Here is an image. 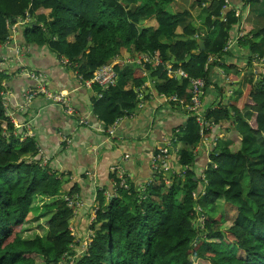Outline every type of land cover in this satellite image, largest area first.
<instances>
[{"label":"trees","instance_id":"trees-1","mask_svg":"<svg viewBox=\"0 0 264 264\" xmlns=\"http://www.w3.org/2000/svg\"><path fill=\"white\" fill-rule=\"evenodd\" d=\"M179 1L185 0H0V51L10 42L13 26L29 18L23 31L27 44L46 46L67 60L82 82L121 58L115 66L117 85L106 91L93 87L94 113L106 132L134 116L147 79L159 97L166 96L159 98L163 104L177 105L187 118L172 135L170 147L178 156L174 168L156 170L143 188L123 168L113 169L112 193L97 191L87 221L93 220L74 234L79 187L64 188L60 173L39 155L37 139L26 137L12 122L5 96L8 76L0 67V264H264V66L257 77L245 78L237 64L227 66L243 50L249 54L243 70L264 59V26L246 32L241 13L247 7L253 12L264 0H237L238 6L228 7L227 0H193L199 22L190 9L171 10ZM237 26L245 35L225 51L238 35ZM201 38L206 51L199 49ZM154 53L189 79L169 77L164 66H148L145 78L142 67L127 64L137 55ZM210 58L214 62L207 68ZM216 68L239 82L230 84L236 100L204 110L206 121L220 129L205 132L207 147L193 113L169 99L190 103V79H205L207 90ZM220 132L228 140L216 145ZM223 206L236 212L233 218L218 214ZM39 207L42 212L35 217L45 219L46 234L26 238L25 227ZM87 233L91 243L84 250Z\"/></svg>","mask_w":264,"mask_h":264},{"label":"crops","instance_id":"crops-1","mask_svg":"<svg viewBox=\"0 0 264 264\" xmlns=\"http://www.w3.org/2000/svg\"><path fill=\"white\" fill-rule=\"evenodd\" d=\"M229 1L232 6L239 5L237 0ZM263 7L264 2L255 7L253 12L250 8L242 11V15L247 17L245 23L248 26L255 29L264 26ZM25 25L13 26L10 42L0 51V67L8 76L5 82L8 113L18 130H25L26 137L37 139L39 155L42 154L43 159L60 173L66 181L64 188L71 190L75 186L79 187L77 199L81 206L72 224L74 234H79L89 226L88 213L96 204L97 191L105 188L107 196L112 193L110 175L113 169L123 168L130 181L143 188L154 176L152 155L162 148H169L172 154L176 151L170 147L172 135L179 133L180 126L186 124L187 118L177 105L163 104L157 97L154 82L147 79L139 92L143 91L145 95V90H148V97L144 98L141 106L139 103L132 118L120 121L115 136L111 138L106 133L104 123L94 113L93 98L97 97L96 89L86 87L77 72L65 63L67 60L58 59L48 47L28 45L23 35ZM238 26L234 34L238 32L237 34L244 35L243 26ZM248 55V51L243 50L234 59L227 61V66L237 64L241 67L240 78L252 75L257 77L254 67L252 71H248V66L243 70L248 64L245 61ZM113 62H121V58H116ZM255 67L258 71L261 68L260 65ZM31 72L41 74L44 85L51 92L68 93L75 115H67L65 108L52 104L42 94L28 102L26 94L36 86V82L30 77ZM214 72L216 74L212 75L211 85L206 90L203 101L205 111L221 102L236 100L237 97L227 79L218 70ZM219 87L223 88L222 93ZM219 130L218 127L215 133ZM220 137L223 142L228 140L225 132H220ZM177 146L181 148L182 144ZM205 149L207 148L204 147ZM201 160L199 163L202 168L205 160ZM200 172L203 173L202 169Z\"/></svg>","mask_w":264,"mask_h":264},{"label":"built area","instance_id":"built-area-1","mask_svg":"<svg viewBox=\"0 0 264 264\" xmlns=\"http://www.w3.org/2000/svg\"><path fill=\"white\" fill-rule=\"evenodd\" d=\"M226 7L230 6V1L227 0L226 2ZM225 7V8H226ZM247 9H249V7H247ZM239 11L237 12V16L240 15V9H238ZM242 13V12H241ZM247 19L246 16L242 15V20L243 23L245 22V20ZM29 18L24 21V22H19L22 23L23 25L25 24V22H28ZM242 27V26H241ZM239 27V28H241ZM244 37L243 33H239L237 36H235L233 39H231V41L228 44V47L225 49V51L230 50L232 47H234L235 45H237L238 41L240 38ZM19 53V51H18ZM214 62V58H210L208 61V65L207 68L212 65V63ZM65 63L68 64V61H65ZM120 63V62H118ZM115 62H111L108 63L104 66H102L101 68H99L95 73L94 76L91 80H87L84 81V85L88 88H93L94 86H98L100 89H102V91H106L112 87H115L117 85L118 82V73L115 69V66L118 64ZM131 63L133 65H137L143 68V76L145 78L148 77L149 74V70H148V66H153V67H159V66H164L169 77H175L178 76L179 78H186L189 79V76L187 73H185L183 70H174L173 65L170 63H164L162 61V59L158 56L157 53L154 54H140L137 55L135 58H131L127 61V64ZM260 66L263 67L264 66V59L260 62ZM259 65V64H256ZM215 70H218L219 74L222 76H225V71L222 68H216ZM30 77L32 80H34L36 82V86L27 92L26 97L28 102H31L34 97L38 94H42L44 95V97L51 101L52 104H59L61 106H63L65 108V112L67 115L69 116H74L75 115V109L71 104V99L69 98L68 93L62 91V92H58V93H54L51 92L50 90H48L46 88V86L43 83V76L41 74H37V73H30ZM206 88H207V81L203 78H198V79H190V90H191V101L190 103L186 104L184 101L179 100L177 97H173L170 98V101L173 102H178L181 105L182 110H185L188 114L193 113L192 115L196 118V121L199 125V127L201 128V136L203 138V142L205 144V146L209 147L210 144L208 142V138L205 135V132L207 130H212L213 132H215L216 130H218V127L215 126L214 124H209L206 121L205 118V113H204V109H203V101H204V97H205V93H206ZM139 103L140 106L144 103V95L143 93L140 91L139 93ZM6 96V95H5ZM100 98L102 97V95H98ZM141 97V98H140ZM161 98H164V100H167L166 96L161 95ZM158 96V98H160ZM10 116V115H9ZM11 120L13 123L14 119L10 116ZM85 124L86 122L83 121ZM120 122H116L114 124V126H112L111 128H109L107 130V134L112 138L115 136L116 134V130L119 126ZM213 142L216 141V137L211 139ZM215 145V143H213ZM159 154L158 155H152V164H153V170L154 172L160 168H163L165 170H170L173 167V157L177 156V154H172V151L169 148H162L159 150ZM119 178L121 179V186H123L124 188L128 187V183L125 180L124 174L122 172H119ZM203 180L205 179V177H202ZM72 203V202H71ZM75 203V202H73ZM77 209H79V207L81 206V204L79 202L75 203ZM93 220V218H92ZM91 233H88L87 237L84 239L83 241V248L84 250L86 248L89 247V244L91 243ZM85 242V244H84Z\"/></svg>","mask_w":264,"mask_h":264},{"label":"rangeland","instance_id":"rangeland-1","mask_svg":"<svg viewBox=\"0 0 264 264\" xmlns=\"http://www.w3.org/2000/svg\"><path fill=\"white\" fill-rule=\"evenodd\" d=\"M193 0H185L184 2H181V1H179V2H177V3H175L172 7H171V10L172 11H174V12H177V11H183V10H185V9H190L192 12H193V14H194V19H195V21L196 22H199V19H198V15L200 14V12H198V10L197 9H195L194 10V8H193ZM198 15H197V14ZM245 22H246V20H245ZM244 22V24H243V26H246V28L247 27H250V26H248V23H245ZM18 24H22V23H18ZM148 23H146V25H147ZM149 25H151V26H153L154 25V23H149ZM247 32V31H246ZM244 35H245V33H244ZM243 35V36H244ZM256 66V64H254V72H255V74H258L259 73V71L257 70V68L255 67ZM239 69H241V67H239ZM259 69V68H258ZM225 71V70H224ZM248 71H252V68H248ZM224 79H227V82H229V84H232V82H237V81H234L233 79H231L230 78V76L226 73V71H225V76L223 77ZM84 84V83H83ZM246 101H248L249 102V100L246 98L245 100L243 99L242 101H241V103H240V107L241 108H243V104H244V102H246ZM63 107V106H62ZM64 108V107H63ZM217 131V130H216ZM215 131V132H216ZM220 139V138H219ZM218 143H221V145H223V141H222V138L220 139V140H218L217 139V141H216V145L218 144ZM44 162V164H45V160L43 161ZM245 180H244V186H245V188L247 189L248 188V186H249V177H248V175L247 174H245ZM166 184H167V186L169 187L170 185H171V182L170 181H167L166 180ZM42 207H39V211H38V213L37 214H32V217H33V222L30 224V225H27L26 227H25V229H26V232L27 233H25V237L27 238V237H35V236H37V235H45L46 234V231H45V219H43V218H39V219H36V217L35 216H38L42 211L40 210ZM222 214V215H224L227 219H231V218H233V216L235 215V211L233 210V209H231V208H229L228 206H223V208H221V211L218 213V214ZM75 215H76V212H75ZM75 219V218H74ZM92 221V220H91ZM91 221L89 222V224L91 223ZM73 222H74V220H73ZM73 222H72V224H73ZM72 227L73 226H71V231H73L74 232V230L72 229ZM86 227V226H85ZM88 235V234H87ZM87 235H86V237H87ZM84 244H85V242H84ZM195 264H207V263H204V262H201L200 260H197L196 261V263Z\"/></svg>","mask_w":264,"mask_h":264},{"label":"water","instance_id":"water-1","mask_svg":"<svg viewBox=\"0 0 264 264\" xmlns=\"http://www.w3.org/2000/svg\"><path fill=\"white\" fill-rule=\"evenodd\" d=\"M198 45H199L200 51H206L205 41L203 38L198 40ZM189 59H190V57H189Z\"/></svg>","mask_w":264,"mask_h":264}]
</instances>
